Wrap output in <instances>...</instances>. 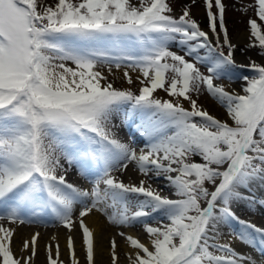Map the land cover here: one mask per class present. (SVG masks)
I'll return each mask as SVG.
<instances>
[{
  "label": "snow or ice",
  "instance_id": "snow-or-ice-1",
  "mask_svg": "<svg viewBox=\"0 0 264 264\" xmlns=\"http://www.w3.org/2000/svg\"><path fill=\"white\" fill-rule=\"evenodd\" d=\"M237 4L244 13L254 10L247 47L264 56V0ZM205 6L207 30L188 7L175 15L169 0H0V264H29L39 233L31 237L32 256L18 258L16 228L7 225L45 215L69 231L78 225L87 264H94L96 239L85 223L94 211L118 228L140 226L149 237L145 243L116 232L111 264H118L117 238L129 246L128 264H264L220 242L227 226L264 256V227L232 210L243 200L264 207V199L245 194L264 184V63L238 65L225 3ZM101 66L109 75L123 69L128 85L129 70L139 72L140 87H115ZM243 68L252 73L239 77L243 94L216 83ZM202 86L231 124L193 98ZM117 118L135 123L144 138L139 151L117 137ZM62 159L86 172L95 168L91 190L68 181ZM130 164L163 179L175 198L113 174ZM157 217L155 225L147 222ZM67 246L70 264H80L72 236ZM29 247L25 240L23 250ZM47 259L64 264L59 244L54 255L47 246Z\"/></svg>",
  "mask_w": 264,
  "mask_h": 264
},
{
  "label": "bare ground",
  "instance_id": "bare-ground-1",
  "mask_svg": "<svg viewBox=\"0 0 264 264\" xmlns=\"http://www.w3.org/2000/svg\"><path fill=\"white\" fill-rule=\"evenodd\" d=\"M199 10H195V14H199ZM235 36V43L237 45H241L244 42L248 43V37H249V30L247 29H238L237 32H234ZM253 57L256 60L263 61L264 58L262 56H259L256 54L255 51L248 49V52H238L236 59L238 62L242 64H248L249 58ZM130 71V70H129ZM106 73V72H105ZM114 75H108V78L110 81L115 82V87L119 88H125V87H132L133 90H137L140 87V84L138 81H136V76L139 75V72H133L130 71L131 75L133 76L134 84L128 85L126 79L123 77V71L113 72ZM226 90L228 91H238L239 89L236 88V86L230 85L228 82L222 83ZM156 95H159L160 97L164 98L165 93L164 92H157ZM166 98V97H165ZM198 100V104L208 110L210 114L216 116L217 118L221 119L222 121H227L230 124L232 123L230 117L228 116L226 110L224 107H222L213 97L210 95L207 96H199L196 97ZM185 107H189L188 103L184 102ZM115 123L117 127L114 129L116 132V135L119 139H121L123 142H131L133 143V146L137 148L139 151L140 148L144 147L143 144V137L141 136L138 128L136 127L135 123L129 122V123H121L119 118L115 120ZM193 161H199L197 159H193ZM62 163H65L64 160ZM65 167L68 168V181L70 183H73L83 189L91 190L89 183L92 181L90 178L92 176L91 172L95 171V168H92L91 171L86 172L80 165L73 164L72 166H69L67 163H65ZM120 179L124 180L125 183H135L139 184L140 180H144L146 184H150L153 188L159 190L162 195H168L172 198L173 193L168 188L165 187V181L163 179H156L151 176H144L142 173L139 172V170L133 165L130 164L128 169L123 173L116 172V174ZM91 180V181H90ZM94 182V181H93ZM206 186L210 187L211 185L206 183ZM245 194L249 197H254L257 199L258 197L261 199H264V184L261 183H255L250 188L245 190ZM79 208V205L76 206ZM233 212L236 214V216H240L242 220L249 221L251 223L256 224L258 227H264V207H261L258 203L253 205L249 203L248 200H243L238 202L233 206ZM238 213V214H237ZM75 219V214H74ZM87 222L86 223L91 230H93L94 237L96 239V254L94 257V264H111V255H110V237L115 235L118 231H126L130 232L134 235H137L143 242L149 243V237L148 234L143 230L140 226L130 227V228H118L113 225H111L106 217L101 218L98 215H90L86 217ZM157 219H150L147 222L150 224L155 225L157 223ZM55 221V218L51 215H45L43 218L35 220L33 222H28L31 224H24L20 228H16V232L14 234V241H22L25 240L29 241L30 248L31 246V237L35 233H39V237L37 239L38 249L39 251V259H43L44 255L47 254L45 251L46 244L52 243V245L57 242L62 245L63 252L60 253V258L64 261L68 260L70 253L67 246V238L69 236H72L74 241V247L76 251V256L80 261V264H84L86 261V250L85 246L83 244V236H82V230L79 228L78 225L74 226L71 231H69L66 227L62 226L59 228H53V230H47V231H39L32 228V223H52ZM163 222L167 223L166 220ZM235 221H233L231 228L234 230V232H237V228L235 227ZM223 235L220 239V242H231L232 246L241 253H246L251 255L257 262H260L259 259L260 253L258 249L253 248L252 246H249L246 243H243L239 240L238 237H234L233 235H229V229L227 226H225L222 229ZM239 232V231H238ZM237 232V233H238ZM118 239L119 248H118V264H128L127 261V252L129 251V246L120 238ZM20 245H18L19 248ZM23 250V249H21ZM25 253L26 250H23ZM53 254L55 253V250H53ZM33 258V257H32ZM33 260V259H31ZM33 264V261L32 263ZM41 264V263H40Z\"/></svg>",
  "mask_w": 264,
  "mask_h": 264
},
{
  "label": "rangeland",
  "instance_id": "rangeland-1",
  "mask_svg": "<svg viewBox=\"0 0 264 264\" xmlns=\"http://www.w3.org/2000/svg\"><path fill=\"white\" fill-rule=\"evenodd\" d=\"M49 2L51 3H55L56 0H49ZM133 2H136V0H133ZM170 4L172 5L173 7V11H174V14L175 15H180L182 14V9L184 7H188L190 9V14L192 16V18L196 19L202 26V28H204L205 30H207V27H208V24H207V14H206V6H205V0H169ZM223 2L225 3L226 5V10H225V23L228 27V31H229V37H230V40L236 45V49L234 50L233 52V57H234V60L236 61V63L239 65V64H242L240 62L237 61L236 59V56H237V53L238 52H245L247 53L248 52V49H251L253 51L256 52V54H258L259 56L260 55V50L258 48H248L247 47V42H244L243 44L241 45H237L235 43V36H234V32L240 28V29H247L249 30V26H248V20L250 17H254L255 13H254V10L252 8H249V10L247 11V13H244L242 11H239L237 10V8L239 7V5L237 4V0H223ZM242 3H245V4H252L254 3V0H241ZM235 5V7H234ZM195 10H199V14H195ZM215 10V9H214ZM173 50H176L175 48ZM225 51H227V49H225ZM183 54V53H181ZM264 58V56H262ZM249 62L250 61H256L257 63H264V60L263 61H260V60H256L255 58L251 57L249 58L248 60ZM247 65V64H245ZM104 74L106 75V73H108V70H107V66H101V69ZM118 71H123V69H120V70H117L113 67V72H118ZM132 71V70H130ZM202 71H206L205 69L202 68ZM106 72V73H105ZM133 72H137V71H133ZM243 75H252L251 71L248 69V68H243V69H237L235 71V79H226V78H220L216 81V83L218 84H222L223 82H228L230 85L232 86H236L237 89H239L238 91H240L241 93L237 92V91H230V92H236V93H239V94H243V88L245 86V82L241 79H239V77L243 76ZM114 83V86L116 85L115 82ZM135 91V90H134ZM157 92H163L162 90H158ZM165 93V92H164ZM207 96L209 95L207 93V91L204 89V87L202 86L201 87V90L200 92L197 94V93H193V98H196V97H199V96ZM166 97V98H165ZM165 97L164 99H168L170 97H168V95L165 93ZM162 98V97H161ZM193 159H197L199 160V157H192ZM63 161V159H62ZM61 161V162H62ZM114 175L116 174V172L113 173ZM91 182L89 183V186L90 188L93 187V181L95 179V177L92 175L91 178H90ZM103 187V185H102ZM211 187V186H210ZM257 201L260 200V198L258 197L256 199ZM238 214V213H237ZM90 215H98L100 216L101 218H104L105 216L100 213V212H96L94 211L93 213L89 214ZM88 217V216H87ZM237 217L240 218V216L237 215ZM242 220V218H240ZM85 223H88L87 222V219L85 218ZM24 224H31V223H28V222H25L23 224H9L7 226H11V227H15V228H20L22 227ZM236 224V228H237V232L240 230V225ZM32 228L33 229H37L39 231H47V230H53V228H59V227H62L63 225L61 223H59L57 220H55L54 222L52 223H40V222H37V223H32ZM236 232V233H237ZM235 237V236H234ZM23 243L22 241H14V237H13V251L15 253V255L19 258V257H29V256H32V252H31V248L29 247L28 250H26L25 253H23L24 251L21 250L23 249ZM57 244H59V247H60V253L63 252V248H62V245L57 242H55L53 245L52 243H49L48 245H51L52 246V249L55 250L56 249V246ZM18 245L19 248H18ZM47 244L43 247H45L46 249V253H47ZM36 247V255L33 256V260H31L29 262V264L32 263L33 261V264H49L48 262V259H47V254H43L44 257L43 259H39V251L37 252V249H38V245L35 246ZM54 255V254H53ZM260 260L264 259V256H262V254L260 253V257H259ZM60 260H62L60 258ZM64 264H70V256L68 258V260L64 261ZM84 264H87V261H85Z\"/></svg>",
  "mask_w": 264,
  "mask_h": 264
}]
</instances>
